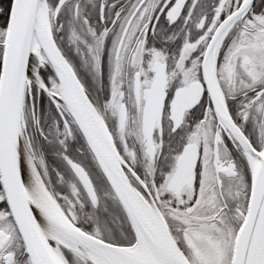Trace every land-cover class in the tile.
<instances>
[{
    "label": "snow or ice",
    "instance_id": "6c2138e0",
    "mask_svg": "<svg viewBox=\"0 0 264 264\" xmlns=\"http://www.w3.org/2000/svg\"><path fill=\"white\" fill-rule=\"evenodd\" d=\"M118 3L0 0V264H264V0ZM66 14L98 79L107 50L103 103Z\"/></svg>",
    "mask_w": 264,
    "mask_h": 264
},
{
    "label": "rangeland",
    "instance_id": "374dc122",
    "mask_svg": "<svg viewBox=\"0 0 264 264\" xmlns=\"http://www.w3.org/2000/svg\"><path fill=\"white\" fill-rule=\"evenodd\" d=\"M82 7L85 9V13L90 16V19H95L97 16L98 1L97 0H80ZM65 30L57 34L58 37H64L60 41V46L65 49L67 56L71 59L78 76L81 78L82 83L88 89V91L95 96L101 103L109 97L110 94V84H109V71L110 65L108 62L107 50L105 51V69L102 78H97L93 70L90 61V56L87 51L86 46L80 45L81 51L78 53L74 46H71L67 39V21L71 19L70 15H65ZM110 40V39H109ZM111 43V40H110ZM110 46V44H109ZM40 124L45 128H48L52 123V118L54 113L49 114L48 102L46 97H41L40 101ZM50 142L38 139L36 145V151L38 155H42L46 165L49 175L53 181V186L57 190H64L61 184L57 183L56 170L64 173L67 177L68 173L65 171L64 162L59 153L62 151L61 146L55 141V131L54 129L49 133ZM78 144L75 143L73 139L70 142V151L75 154Z\"/></svg>",
    "mask_w": 264,
    "mask_h": 264
},
{
    "label": "trees",
    "instance_id": "16d2710c",
    "mask_svg": "<svg viewBox=\"0 0 264 264\" xmlns=\"http://www.w3.org/2000/svg\"><path fill=\"white\" fill-rule=\"evenodd\" d=\"M172 29L164 28L160 31L154 39V43L157 47L166 48L169 52L175 50V48L180 44L181 40L177 39L175 41L168 40L167 37L171 33ZM90 226V225H89Z\"/></svg>",
    "mask_w": 264,
    "mask_h": 264
},
{
    "label": "flooded vegetation",
    "instance_id": "af4514ba",
    "mask_svg": "<svg viewBox=\"0 0 264 264\" xmlns=\"http://www.w3.org/2000/svg\"><path fill=\"white\" fill-rule=\"evenodd\" d=\"M97 1H98V6H99V0H97ZM109 3H111V0H109ZM127 3H130V0H127ZM127 3H126V0H119V3L117 4V7H119L121 4L125 5V7H127ZM202 3L204 5H206V6H210L211 5V0H202ZM109 44H110V40H109ZM194 119H195L194 116L189 115V117H188L189 123L194 122ZM74 140H75V143L78 144V147H81L82 143H78L77 139H74Z\"/></svg>",
    "mask_w": 264,
    "mask_h": 264
}]
</instances>
